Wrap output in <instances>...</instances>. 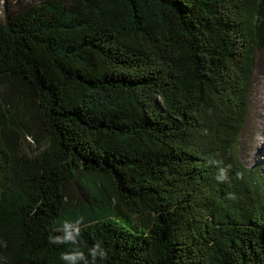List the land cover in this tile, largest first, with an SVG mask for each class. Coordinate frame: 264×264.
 <instances>
[{
    "label": "trees",
    "instance_id": "trees-1",
    "mask_svg": "<svg viewBox=\"0 0 264 264\" xmlns=\"http://www.w3.org/2000/svg\"><path fill=\"white\" fill-rule=\"evenodd\" d=\"M264 0H42L0 19V264H264L239 158Z\"/></svg>",
    "mask_w": 264,
    "mask_h": 264
},
{
    "label": "rangeland",
    "instance_id": "rangeland-1",
    "mask_svg": "<svg viewBox=\"0 0 264 264\" xmlns=\"http://www.w3.org/2000/svg\"><path fill=\"white\" fill-rule=\"evenodd\" d=\"M42 0H0V19L8 21L24 8ZM254 136L264 147V49L256 54L252 86L248 96V114L239 137V158L249 168L260 172L264 179V154L258 155L252 146Z\"/></svg>",
    "mask_w": 264,
    "mask_h": 264
},
{
    "label": "bare ground",
    "instance_id": "bare-ground-1",
    "mask_svg": "<svg viewBox=\"0 0 264 264\" xmlns=\"http://www.w3.org/2000/svg\"><path fill=\"white\" fill-rule=\"evenodd\" d=\"M252 146L254 148V151H256V153L258 152V155H262L264 154V147L261 143V138L260 137H257V136H254L252 138Z\"/></svg>",
    "mask_w": 264,
    "mask_h": 264
}]
</instances>
